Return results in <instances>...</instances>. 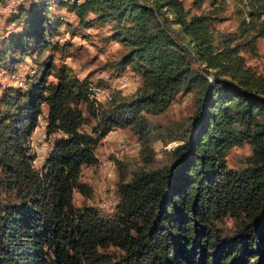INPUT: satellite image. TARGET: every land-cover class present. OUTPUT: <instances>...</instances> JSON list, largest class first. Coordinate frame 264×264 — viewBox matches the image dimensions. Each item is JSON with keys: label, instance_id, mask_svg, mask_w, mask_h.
I'll list each match as a JSON object with an SVG mask.
<instances>
[{"label": "trees", "instance_id": "obj_1", "mask_svg": "<svg viewBox=\"0 0 264 264\" xmlns=\"http://www.w3.org/2000/svg\"><path fill=\"white\" fill-rule=\"evenodd\" d=\"M12 1L0 0V9ZM191 1L56 4L81 26L110 24L125 49L110 64L112 76L129 68L140 77L134 93L112 90L104 103L87 78L57 66L55 54L67 52L56 42L66 22L47 13L51 0L8 19L24 27L3 41L0 68L14 71L30 57L38 69L0 97V264H264V73L243 55L264 38V0L236 8L233 32L216 28L223 0L207 9L205 0ZM182 93H193L194 111L181 133L146 117L165 113ZM42 115L45 135L61 136L36 169L28 144ZM122 127L137 135L141 165L127 173L118 164L119 202L104 218L77 208L73 196L90 195L81 169L98 163L96 147ZM165 132L164 141L181 144L163 163L152 142ZM243 143L244 166L229 168L228 151ZM225 217L234 222L227 230L219 227Z\"/></svg>", "mask_w": 264, "mask_h": 264}, {"label": "rangeland", "instance_id": "obj_2", "mask_svg": "<svg viewBox=\"0 0 264 264\" xmlns=\"http://www.w3.org/2000/svg\"><path fill=\"white\" fill-rule=\"evenodd\" d=\"M37 1L39 0H14L12 2L17 3V7L15 6L13 11L6 12L0 9V48L5 39L24 27L23 23L20 26L9 24L8 19L12 18L20 7L30 9ZM51 1L52 4L47 13H54L66 22L59 30L56 42L62 47H67L66 55H68L64 56L61 52L56 53L57 66L65 64L78 78H87L91 84L93 96L99 102L104 103L112 90H120L124 95L134 93L140 86L141 80L131 69L127 68L119 77L112 76L110 64L117 61L125 49L122 44L111 38L113 30L110 24L93 23L89 27L81 26L73 13L67 11L65 7L56 6L60 0ZM183 1L186 7L191 6V0ZM219 1L222 3L221 0ZM223 1L224 3H219V6L224 19L216 23V28L223 32H233L238 23L236 8L246 3L247 0ZM204 7L210 8L209 0H205ZM193 11L196 12V10ZM90 19H93L91 14L87 17V20ZM262 19L264 20V14ZM47 55H49L48 51L44 58ZM243 55L250 67L258 73H264V38L257 39L255 54L244 52ZM37 69V64L30 57L18 63L14 71H10L6 64L2 66L0 68V97L5 88L24 87L27 78L32 76ZM49 79L54 80V77L50 76ZM193 98V93L179 94L165 113L158 116L146 115V117L155 125L167 127L173 131L172 134H179L190 123L189 118L194 111ZM43 111L46 113V107ZM44 127L45 119L42 115L38 118V125L28 144V153L34 156L32 164L36 169L41 168L52 149L54 140L61 136L60 133H56L47 137ZM166 133L162 134L163 140L152 142L157 161L163 163L170 157V152L181 144L178 141H164L169 137ZM139 150L138 137L130 128H114L110 131L95 149L98 163L93 166H83L81 169V181L90 189V195L84 196L75 192L74 205L81 209L92 208L104 218L112 217L119 202L116 192L119 178L117 166L120 164L121 171L127 170V173L137 169L141 165ZM249 154V145L243 143L233 146L227 153V166L232 169L244 166ZM233 223L231 218L225 217L220 221L219 227L227 230L232 228Z\"/></svg>", "mask_w": 264, "mask_h": 264}, {"label": "built area", "instance_id": "obj_3", "mask_svg": "<svg viewBox=\"0 0 264 264\" xmlns=\"http://www.w3.org/2000/svg\"><path fill=\"white\" fill-rule=\"evenodd\" d=\"M15 7V2H12L11 5H5V9Z\"/></svg>", "mask_w": 264, "mask_h": 264}, {"label": "bare ground", "instance_id": "obj_4", "mask_svg": "<svg viewBox=\"0 0 264 264\" xmlns=\"http://www.w3.org/2000/svg\"><path fill=\"white\" fill-rule=\"evenodd\" d=\"M12 4V2H10L8 5H11ZM15 6L17 7V3H15ZM15 7H12V8H8V9H6V10H8V11H13V9H14Z\"/></svg>", "mask_w": 264, "mask_h": 264}]
</instances>
